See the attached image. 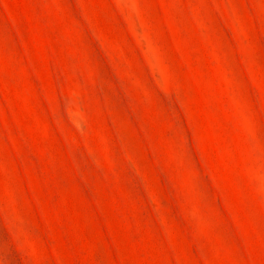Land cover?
<instances>
[{"label":"rangeland","instance_id":"374dc122","mask_svg":"<svg viewBox=\"0 0 264 264\" xmlns=\"http://www.w3.org/2000/svg\"><path fill=\"white\" fill-rule=\"evenodd\" d=\"M0 264H264V0H0Z\"/></svg>","mask_w":264,"mask_h":264}]
</instances>
